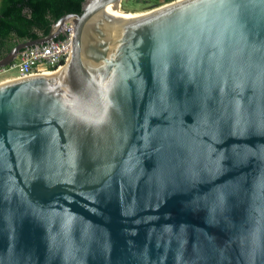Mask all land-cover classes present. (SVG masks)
I'll use <instances>...</instances> for the list:
<instances>
[{"label":"water","instance_id":"obj_1","mask_svg":"<svg viewBox=\"0 0 264 264\" xmlns=\"http://www.w3.org/2000/svg\"><path fill=\"white\" fill-rule=\"evenodd\" d=\"M122 2L0 58L73 27L0 81V264H264V0Z\"/></svg>","mask_w":264,"mask_h":264},{"label":"trees","instance_id":"obj_2","mask_svg":"<svg viewBox=\"0 0 264 264\" xmlns=\"http://www.w3.org/2000/svg\"><path fill=\"white\" fill-rule=\"evenodd\" d=\"M84 0H0V58L16 43L46 34L52 22L65 13H80ZM153 0H125L127 2ZM171 0H165L168 2ZM61 36H58L59 38Z\"/></svg>","mask_w":264,"mask_h":264},{"label":"built area","instance_id":"obj_3","mask_svg":"<svg viewBox=\"0 0 264 264\" xmlns=\"http://www.w3.org/2000/svg\"><path fill=\"white\" fill-rule=\"evenodd\" d=\"M60 36L21 49L9 65L0 68V72L8 74V78H13L46 73L60 68L67 61L71 52L72 25L66 24L64 33Z\"/></svg>","mask_w":264,"mask_h":264},{"label":"rangeland","instance_id":"obj_4","mask_svg":"<svg viewBox=\"0 0 264 264\" xmlns=\"http://www.w3.org/2000/svg\"><path fill=\"white\" fill-rule=\"evenodd\" d=\"M124 1L125 0H123L122 5L124 4ZM164 3H167V2H165V0H160V1L159 0H153L151 2L150 1L149 2H143V1H139V2H131L130 1L129 2L128 1L127 2L128 10H126V11H128V12H143V11H147L151 8L160 6ZM122 8H123V6H122ZM7 77H8V74L0 72V81L5 80Z\"/></svg>","mask_w":264,"mask_h":264},{"label":"bare ground","instance_id":"obj_5","mask_svg":"<svg viewBox=\"0 0 264 264\" xmlns=\"http://www.w3.org/2000/svg\"><path fill=\"white\" fill-rule=\"evenodd\" d=\"M114 10H117V11L123 12L122 10H118V9H114Z\"/></svg>","mask_w":264,"mask_h":264},{"label":"crops","instance_id":"obj_6","mask_svg":"<svg viewBox=\"0 0 264 264\" xmlns=\"http://www.w3.org/2000/svg\"><path fill=\"white\" fill-rule=\"evenodd\" d=\"M18 42V41H17ZM8 78V77H7Z\"/></svg>","mask_w":264,"mask_h":264}]
</instances>
